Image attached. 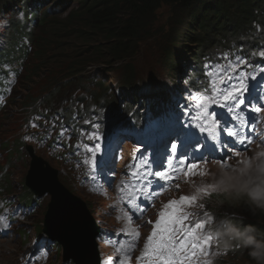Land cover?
Segmentation results:
<instances>
[{
    "label": "trees",
    "instance_id": "trees-1",
    "mask_svg": "<svg viewBox=\"0 0 264 264\" xmlns=\"http://www.w3.org/2000/svg\"><path fill=\"white\" fill-rule=\"evenodd\" d=\"M77 1L79 5L70 11L74 13L69 12L70 15L63 19L55 16L53 22L41 32L44 34L43 39L48 40L50 45L58 43L61 46L64 40H68L71 46L80 51L75 56H69V59L58 58L32 71L31 84H40L66 71L72 72L87 62L103 61L111 65L115 60L131 57L136 52V45L149 35L157 36L158 46L168 58L178 56L175 59L177 61L192 56L195 42L215 48L218 44L216 35L223 32L225 26L233 31L247 30L251 20L256 18L264 27V10L252 14L250 11L253 7L260 8L263 0H249V6L241 7L239 16L229 14L228 8L232 2L223 0ZM165 13L171 21L169 31L152 26L157 17ZM231 34H222L225 39L219 43L220 47ZM132 76V67H128L127 77ZM126 108L125 102L118 104V110L124 109L122 113H127ZM218 201L223 204L222 217H228V213L242 216L255 229L254 234L264 237L263 176L258 177L257 181L253 177L250 181H244L243 188L234 193L228 188ZM217 204L215 202V207ZM238 223L243 224L242 221ZM36 232H41L40 227L36 228ZM254 264H258L257 260Z\"/></svg>",
    "mask_w": 264,
    "mask_h": 264
},
{
    "label": "snow or ice",
    "instance_id": "snow-or-ice-1",
    "mask_svg": "<svg viewBox=\"0 0 264 264\" xmlns=\"http://www.w3.org/2000/svg\"><path fill=\"white\" fill-rule=\"evenodd\" d=\"M256 54L264 58V49ZM247 63L243 58H236L235 61H229L227 65H205L206 71L203 75L207 78L208 83L203 91L198 89V95L190 96L191 103L187 105V108L191 109L194 107L196 112V115L190 117V119L211 121L213 125L220 126L222 123L219 119L220 114L216 111H210L212 105H217L219 108L233 114V119H239L235 115V110L240 108L243 111V106L246 104L244 94L248 91V85L244 83L246 76L239 69ZM261 71H264V69H261ZM255 78V76L251 77L253 80ZM255 111L260 112L261 108H256ZM201 131H205L203 125H201ZM221 131L237 139L238 143L249 145L252 143L249 137H241L238 131L229 129L227 125H224ZM89 139H98V137L93 133L89 135ZM98 147L97 145L96 148ZM176 147L175 144L172 145L174 153L176 152ZM223 147L227 148L228 145L225 144ZM96 148H87V151L93 154V158ZM231 155L239 156L240 153L232 151ZM261 155H264V153H261ZM179 156L180 168H173L172 172H182L185 178L206 174L199 172L200 164L208 162L205 158L193 157L192 161L188 162V158L184 153H180ZM228 159L230 157H222L218 162L222 166H226ZM141 160L144 166L150 163L146 158H141ZM185 164H187L186 168L183 167ZM132 175L144 180V184L136 190L140 196L150 195L153 198L162 195L167 189L164 184H161L159 189H153L150 193H145V187L151 189L153 186V180H149V176L153 177L157 183L175 179L168 169L154 172L145 171L142 176L137 171L132 173ZM215 187V185H206L197 188L196 191L200 194L199 196L181 195L178 199H171L164 204L157 214L158 218L156 221H147L148 224L153 225V228L144 243L143 250L136 257L137 264H209V261L204 258L210 255L213 241L217 238L206 232L204 221L208 219L209 213L204 211L206 206L203 203H199V200L201 196L210 195L211 191L215 190ZM176 188H179L178 184ZM141 203L139 196L129 197L127 204L133 215L136 212H144L145 209L140 206ZM196 208L201 211H189V209ZM139 235L138 230L124 233L129 243L125 245L123 242H118L116 252L122 254L118 264H130V252L135 250ZM219 254L221 253H217V255Z\"/></svg>",
    "mask_w": 264,
    "mask_h": 264
},
{
    "label": "rangeland",
    "instance_id": "rangeland-1",
    "mask_svg": "<svg viewBox=\"0 0 264 264\" xmlns=\"http://www.w3.org/2000/svg\"><path fill=\"white\" fill-rule=\"evenodd\" d=\"M12 3L18 4L19 7H21L22 9H24L26 11L30 10L28 3L21 1V0H3L2 1L3 9H7V7L13 5ZM67 4L68 3H65L61 6H58L59 10H63L62 14L60 13L61 15L58 16L61 19L65 18L69 14L70 9L72 8V6H71L72 4H69V5H67ZM55 8L56 7L53 5L49 11L56 12ZM18 26L22 30L19 32V34L17 36H9V37H7L6 40L0 41L1 43H3V46L0 47V54H1L2 58L3 59H9L13 63V65H10V67H9V70L11 71L10 73H15L16 68L24 66L22 62L25 61V56H26L25 54H27V52L30 51V48H33L34 51H39V48L40 49L46 48L50 51V57L47 59L46 63L44 64L46 66L50 62H53L54 60H56L58 58L69 59V56H75V54L80 51V50H77V48L71 46L68 43V40H64L65 42H63V44L61 46H59L58 43H53L52 45H50L46 39H43L44 34H42L41 30H43L44 28L39 31V35H34L32 32L33 22L31 20L30 15H28V14L23 18V20L21 21V23L18 24ZM150 37L151 36L149 35L141 41V43H140L141 48H138L137 58L134 62L135 66L138 68V71H140L139 76H147L151 73V70L149 67V58L152 54L143 55L145 53V51L149 50L150 48H152V49L155 48L154 44L150 40ZM27 39H28V41H27ZM36 44L37 45L40 44V45L37 46ZM89 49H90V47H89ZM91 50H93V49H91ZM59 60H62V59H59ZM101 63L107 64L103 61H99V62H93L94 65H92L93 67L101 66L100 68H97L98 69L97 71L99 72L100 76L106 81H109L110 79H112L113 81L117 80L118 77L121 75V72L110 71L108 66L104 67ZM126 64H128V63H126ZM107 65L111 66L110 64H107ZM117 65L118 64L111 66V69L115 70L116 69L115 67ZM93 70H95V69H93ZM93 70L87 72L83 78L84 79L91 78L93 76ZM0 72H1V70H0ZM31 85L32 84L29 81H26V80L21 81V87L26 86L25 88L28 89V88H30ZM110 86L113 87L114 84L110 85ZM122 90H125V89L123 88ZM126 92L130 93L131 91H130V89H127ZM74 97H76V96H73L72 98H74ZM13 112L14 111L11 108L9 115H7L9 120L4 119V120H1V122H0V138L6 137L8 135L11 136L14 133L18 134L19 132H21V123H22L23 115L19 116L15 121H12ZM50 136L54 137V134H50ZM257 153H258V155L255 157L238 156L236 158H232V159L228 160V162L231 164V168L221 166L220 163H217V162H215V163H217L220 167L214 163H211L209 165L206 164V167L208 168V172H210L214 176L211 175V177L207 180H206L205 176L198 178L196 180H191V179L186 178L183 182H180V183H183L185 185H192L189 189L194 190L193 194L197 193V191H196L197 188L204 187L206 185H215L216 186L215 190L211 191V194L216 192L219 188H221L222 191H225L228 188H231V192L234 193V191H238L239 189L243 188V182L244 181L247 182V180L245 179L246 174H248V173L252 174L253 179L255 181H257L258 177H260V176L256 175L254 172H259V174L264 173V155H261V153H264V149L258 148ZM9 159L12 162L13 157H10ZM4 160H3V157L1 156L0 162L3 163ZM45 160L48 161L49 163L53 164V165H56L59 163L56 160L50 159L48 157V155H47V158ZM26 170H27L26 169V162L23 158H20L19 160H17L14 163V167L11 171L8 170L7 172L4 173L8 177L10 182L9 181L8 182H6V181L0 182V189L3 186H4V189L11 186L12 191L10 192V195H18L20 193V189H21V185H22L21 179L25 178L26 173H27ZM0 174H3V170L1 169V166H0ZM212 178L214 179V181H212ZM180 183H178V184H180ZM70 190L73 193L72 196L78 198L81 201H84V203L88 207H90L88 215L91 218H94L97 220L96 223L99 224V226H97L98 228L102 229L105 225H107L109 223V220L107 218L100 217V215L98 213V211H99L98 207L101 205L100 201L81 193V191L79 189H70ZM177 192L184 194L183 190H181V189H176V192L171 191V192H169V194L172 195L173 193H177ZM176 196H177V194L174 197H176ZM167 198H168V196H167ZM164 199H166V196L163 198V200ZM213 204H214V202L212 200H209L207 202V204L205 205L206 206L205 209L210 210L209 207ZM215 211H220V210H219V208H217V210H215ZM217 213L220 214V212H217ZM96 215L99 216L100 219L98 217H96ZM39 217H40L39 220H42L43 216L40 215ZM218 232L219 231L214 232L213 236L217 235ZM32 236L33 235H29V238H31ZM95 244H96V250L98 253L97 257H98L99 262H100L102 259H104V257H106V255L109 254V251L107 249H105L102 246V244L99 245V243L97 241H95ZM8 245L10 247H15V244H8ZM0 254L4 255L3 250H1V249H0ZM0 264H6V263L0 258Z\"/></svg>",
    "mask_w": 264,
    "mask_h": 264
},
{
    "label": "water",
    "instance_id": "water-1",
    "mask_svg": "<svg viewBox=\"0 0 264 264\" xmlns=\"http://www.w3.org/2000/svg\"><path fill=\"white\" fill-rule=\"evenodd\" d=\"M37 172L42 173V161L34 158L27 176V184L37 195L44 192L52 194L44 232L63 243L65 260L71 259L76 264H97L95 239L98 229L93 226L83 204L64 194L61 187L55 184L54 174H46L49 178L48 184L34 187L32 177Z\"/></svg>",
    "mask_w": 264,
    "mask_h": 264
},
{
    "label": "clouds",
    "instance_id": "clouds-1",
    "mask_svg": "<svg viewBox=\"0 0 264 264\" xmlns=\"http://www.w3.org/2000/svg\"><path fill=\"white\" fill-rule=\"evenodd\" d=\"M167 17L169 19L168 14ZM254 173L259 174V172ZM259 175L264 177V173H260ZM245 176V179L249 181L252 178V174L250 173ZM222 193V189L219 188L216 193L211 196L210 200H212L214 204L209 207L210 210L205 209V211L215 217L211 230L214 232L219 231L218 235L222 238L219 247L222 250L224 263L254 264V261L257 260L258 264H264L263 235L254 234L255 229L250 226L247 219L242 216H237L235 213H228V217H222V214H224L222 211L223 204L218 201ZM215 202H218L216 207ZM217 208H219L220 211H215ZM217 212H220V214ZM238 221H242L243 224L240 225ZM230 223H232L234 227L229 228Z\"/></svg>",
    "mask_w": 264,
    "mask_h": 264
},
{
    "label": "bare ground",
    "instance_id": "bare-ground-1",
    "mask_svg": "<svg viewBox=\"0 0 264 264\" xmlns=\"http://www.w3.org/2000/svg\"><path fill=\"white\" fill-rule=\"evenodd\" d=\"M67 5H68V4H67ZM70 13H74V12H70ZM69 15H70V14H69ZM22 40H23V39H22ZM22 40H21V41H22ZM11 41H12V40H11ZM27 41H28V39H27ZM47 41H48V40H47ZM15 42H16V41H15ZM50 43H51V42H50ZM33 44H34V43H33ZM24 45H25V44H24ZM34 45H35V44H34ZM36 45H37V44H36ZM38 45H40V44H38ZM38 45H37V46H38ZM51 45H52V44H51ZM27 46H28V45H27ZM10 48H11V47H10ZM28 48H29V47H28ZM20 49H21V48H20ZM39 49H40V48H39ZM21 50H22V49H21ZM6 52H7V51H6ZM8 52H9V51H8ZM9 53H10V52H9ZM25 55H26V54H25ZM108 251H109V250H108Z\"/></svg>",
    "mask_w": 264,
    "mask_h": 264
}]
</instances>
